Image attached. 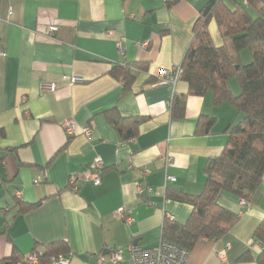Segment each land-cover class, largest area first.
Masks as SVG:
<instances>
[{
	"label": "crops",
	"instance_id": "1",
	"mask_svg": "<svg viewBox=\"0 0 264 264\" xmlns=\"http://www.w3.org/2000/svg\"><path fill=\"white\" fill-rule=\"evenodd\" d=\"M210 1L0 0V264H12L6 259L12 253L28 256L35 245L57 240L68 243V264H111L106 246L121 247L127 259L130 245L158 244L165 214L187 219L192 205L164 191L200 193L206 162L221 152L224 131L238 116L228 103L214 105L211 92L187 95L185 81L172 86L156 77L159 68L181 64L199 12ZM50 26L56 27L54 38L47 37ZM207 32L214 46L223 43L214 19ZM239 59L250 62L249 52L241 51ZM136 62L147 70L124 93L109 71ZM228 85L239 93L235 78ZM174 95L184 98L182 119L171 117ZM109 109L145 118L135 137L121 141L106 118ZM200 115L214 118L203 135L195 134ZM66 119L78 129L70 137L62 127ZM83 126L94 129L91 139L79 131ZM96 158L100 183L72 192L69 177L91 171ZM167 174L175 181L166 184ZM137 187L154 191L139 196ZM17 201L34 206L18 211ZM219 203L237 215L236 222L219 239H200L185 264H257L261 245L253 232L264 218V173L245 206L228 194ZM119 208L131 224L116 214Z\"/></svg>",
	"mask_w": 264,
	"mask_h": 264
},
{
	"label": "trees",
	"instance_id": "2",
	"mask_svg": "<svg viewBox=\"0 0 264 264\" xmlns=\"http://www.w3.org/2000/svg\"><path fill=\"white\" fill-rule=\"evenodd\" d=\"M255 11V12H253ZM214 19L223 43L214 46L207 25ZM246 50L250 62L244 64L239 53ZM147 64L113 65L110 75L120 81L123 92L130 91ZM179 80L187 83V95L211 92L213 104H230L238 118L226 129L227 141L221 152L208 158L204 167L205 181L200 193L188 194L181 189L167 187L165 197L185 200L192 209L184 222L164 216L160 239L191 250L200 239L216 240L236 222L237 215L219 203L228 194L249 200L262 181L264 173V2L262 0L233 1L228 6L223 0H212L204 6L194 25V37L180 64ZM235 78L239 93L234 95L228 80ZM157 80V79H156ZM155 80V82H156ZM152 83V82H151ZM171 117L185 115L183 97L173 96ZM108 122L118 131L122 142L137 134L144 117H123L113 109L106 111ZM214 118L200 115L195 134L208 133ZM1 160V158H0ZM104 171V170H103ZM34 205L17 201L18 211ZM254 241L261 245L257 264H264V218L253 232ZM70 253L64 240L35 245L30 255L12 253L6 258L12 264H52L53 258L66 259ZM32 258L36 261L32 262Z\"/></svg>",
	"mask_w": 264,
	"mask_h": 264
},
{
	"label": "built area",
	"instance_id": "3",
	"mask_svg": "<svg viewBox=\"0 0 264 264\" xmlns=\"http://www.w3.org/2000/svg\"><path fill=\"white\" fill-rule=\"evenodd\" d=\"M55 29H56L55 26H50L48 29L47 37L54 38ZM118 49L120 52H123L124 47L119 43ZM1 55L5 56L4 53H2ZM180 72H181L180 65L169 68H159L156 77L157 83L171 84L172 86H174L176 82L179 80ZM63 79L71 83L81 81V78L71 77V76H64ZM47 87L52 89L54 88V85L49 84ZM62 127L68 137L73 136L78 130L75 125V122L71 119H66L62 123ZM79 129H80L79 131L87 139H91L94 136V129L90 128L89 126H83L80 127ZM171 162H172L171 157L167 156L165 165H169ZM101 168H102L101 160L100 158H96L94 159V163L91 171L79 176L75 174L71 175L68 180L70 190L72 192H76L79 188V185L88 182H90L93 185H98L101 181V174H100ZM174 181L175 178L173 176L169 174L165 175L166 184ZM39 182H40L39 179L34 180V183H39ZM153 191L154 190L152 188L137 187V193L139 196L143 192H145L146 195L148 194L150 195L153 193ZM16 195L18 196L19 192H16ZM240 203L242 206H245L246 200L241 199ZM116 214L123 219L125 224L129 225L133 221V218L130 215L125 214L123 208H119L116 211ZM165 216L172 218L168 214H165ZM228 247L229 244H225L224 249L217 252L218 258L224 259L225 251L226 249H228ZM104 252L108 256V259L111 262V264H185L190 251L181 248L172 242L163 241L160 239L158 244L153 247H143L142 245L139 244L130 245L126 250L128 254L127 259H125L124 257V250L116 245L106 246ZM100 259L102 261V257ZM35 261L36 259L32 258V262ZM52 264H68V261L67 259H62V258H53Z\"/></svg>",
	"mask_w": 264,
	"mask_h": 264
}]
</instances>
